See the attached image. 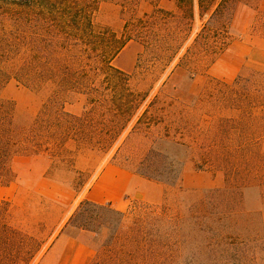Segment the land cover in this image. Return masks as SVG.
Returning <instances> with one entry per match:
<instances>
[{"label": "rangeland", "instance_id": "1", "mask_svg": "<svg viewBox=\"0 0 264 264\" xmlns=\"http://www.w3.org/2000/svg\"><path fill=\"white\" fill-rule=\"evenodd\" d=\"M3 1L0 0V21L5 14ZM88 1L93 7L95 30L126 39L117 55L107 63H82L88 64L86 70L89 72L88 82L82 85L70 88L55 80L27 84L11 78L0 89V99L13 105L19 130L32 127L46 98L55 94L66 101V112L84 120V132L70 138V153L64 166L54 172L48 170L51 161L58 159L51 155L20 152L13 157L17 179L0 187V202L10 205L9 208L7 205L0 207V224L40 239H45L52 230L53 235L30 262L27 251H21L18 246L20 240L16 245L20 252H16L13 246L16 239L9 238L0 247L3 264H45L43 256L58 237L88 242L94 248V260H99V264H126L123 261L126 257L121 254L126 250L124 246L118 244L112 250L105 245L112 238L114 225L90 234L80 231L76 224L65 227L107 166L124 168L134 174L133 187L125 202L111 206L126 215L121 228L122 238L131 230L130 219L152 209L159 212L165 209L164 232L171 236L166 237V256L171 260L167 264H223L215 259L219 257L214 250L216 246H212L211 252L206 247L209 236H206V230L207 233L210 230V234L215 231L223 235L224 245L217 248L225 250L224 264H264V138L258 143L251 141L264 134V97L255 100L256 104L243 106L241 103V110L231 112L226 106L224 92L239 76H250L254 70L245 66L234 78L238 63L230 55L237 51L236 47L232 53L226 48L218 55L184 58L214 5L209 2L200 10L198 0H181L183 4L180 0ZM246 1L252 7L256 0ZM237 14L236 25L242 34L232 30V40L250 42L255 38L263 41L264 15L253 13L249 8H243ZM158 55L160 58H156ZM261 56H255L248 66L264 68ZM100 64L112 68L110 77L95 72ZM70 67L77 72L76 62L70 63ZM108 82L112 85L125 83L128 91L147 94L112 146H109L112 138L101 131L111 116L104 106L94 108L88 103L92 96L90 87L99 88L98 94H94L97 97L112 92L105 88ZM156 96L163 97L164 102L150 108L151 115L143 120L140 131L136 132L142 115ZM178 98L183 105L192 107L181 111ZM237 115L241 116V127L238 131H230L229 136L227 132L226 138H219L225 146L221 147L219 140L212 137L217 134L219 125L231 127L233 122L228 119H235ZM180 118L191 125L182 137L178 135ZM156 120L159 123L151 128ZM150 129L167 136V141L159 147L161 157L182 163L180 179L175 185L136 173L139 162L152 146ZM86 131L92 132L87 134ZM238 135L242 138L241 145L235 140ZM173 141H181L187 147H178ZM221 200L225 202L224 208L219 205ZM100 215L110 221L114 219L107 212ZM171 217L175 220H168ZM218 242L211 237L213 245Z\"/></svg>", "mask_w": 264, "mask_h": 264}, {"label": "trees", "instance_id": "2", "mask_svg": "<svg viewBox=\"0 0 264 264\" xmlns=\"http://www.w3.org/2000/svg\"><path fill=\"white\" fill-rule=\"evenodd\" d=\"M209 2L214 5V9L195 38L194 45L187 50V54L184 56L186 60L189 56L191 58L194 55L202 54H204L203 56L218 55L223 52L232 40V27L239 8L247 5L246 0H198L199 9L203 10V5ZM180 3L183 4V1L180 0ZM3 6L5 14L0 21V89L11 78L27 84L39 81L47 83L55 80L60 85L67 84L70 88L82 85L88 82L86 78L89 76V72L86 70L88 64L82 65V63L97 61L107 63L126 43V39H117L116 35L95 30L92 19L93 7L88 0H4ZM206 8L208 9V7ZM156 49L162 52L159 48ZM156 58H160V55ZM72 62H76L77 72H73L70 67ZM106 69H110L111 72L108 73ZM95 70V72L109 77L112 73V68L106 64H100ZM84 75H86L85 78H83ZM243 75L239 76L235 83L224 91L226 106L231 112L241 110V103L243 106L247 103L256 104L255 100L260 101L264 97V72L255 71L250 76ZM124 84L112 85L108 82L105 88L107 87L112 92L103 97L94 96V94H98L99 88H89L92 96L88 99V103L92 104L94 108L99 105L104 106L112 118L107 121V124H103L101 129L103 134L112 138L109 146H112V143L126 129L134 112L147 98V94L138 95L128 91L127 85ZM163 102V97L156 96L142 115L136 132L140 131L143 120L151 115L150 108L161 105ZM173 102L171 101V103ZM183 104L184 102H179L178 98V108L181 111H184L186 107H192V105ZM65 105L66 101L60 96L56 94L48 96L35 124L32 127L19 130L12 103L0 99V187L17 179L12 160L20 152H33L36 155L47 154L58 159L56 162L51 161L48 172H54L64 166V160L70 153L68 141L73 136L76 137L84 132L82 127L84 120L66 112ZM240 117L237 115L235 119H228L233 122L232 126L234 127L218 126L215 131L217 134L212 138L218 139L221 147L225 146L219 138H226L227 132V136H229L230 131H238L241 127ZM157 123L159 121L156 120L151 128H154ZM190 126L188 121L180 118L178 120V135L184 136L188 133ZM150 131L153 136L152 146L139 162L137 166L139 169L136 173L144 178L175 185L180 179L182 163L162 158V149L159 147H161V143L164 144L167 141L165 139L167 136L159 131L156 134L153 129ZM90 132L92 131L85 133L90 134ZM263 135L257 136L251 141L258 143L264 138ZM235 140L241 145L240 135ZM172 143L178 144V147H187L181 141ZM221 154L224 157V154ZM209 202L212 204V201ZM224 203V200H221L219 205L224 208ZM3 205L10 207L8 202H0V207ZM105 212L113 215L114 219L110 221L100 215ZM125 220V213L112 209L108 204H96L84 200L65 227L68 224H76L80 231L97 233V229H103L112 224L115 230L112 238L109 242L106 241L105 245L111 247L112 250L118 244L124 246L126 250L121 254L126 257L123 259L126 264H167L170 259L168 255L166 256L168 245L166 237L171 238V236H167L164 232L167 221L165 209L161 212L152 209L134 217L133 220L130 219L131 230L122 238L121 228ZM168 220L174 221L175 219L171 217ZM13 232L0 224V247L5 245V242L10 240L9 238H14L16 241L13 246L16 248L17 240H20L18 246L21 251H27L29 262L39 253L48 237L53 235V230L45 239L29 236L23 232H14V234ZM208 233L206 230V236L209 235L206 247L210 249V252L212 246L221 248L224 245L223 235L215 231H212V234ZM211 237L219 241L217 245L211 243ZM20 248L18 247V250L16 248V252H20ZM216 248L214 250L219 257L215 259L224 264L226 262L225 250ZM115 252L117 253L118 250ZM2 257L3 255L0 254V264H3ZM99 263V260L92 262V264Z\"/></svg>", "mask_w": 264, "mask_h": 264}, {"label": "crops", "instance_id": "3", "mask_svg": "<svg viewBox=\"0 0 264 264\" xmlns=\"http://www.w3.org/2000/svg\"><path fill=\"white\" fill-rule=\"evenodd\" d=\"M243 8H249L253 13L264 15V0L254 1L252 7L250 5H243L239 8L238 13ZM237 17L238 16H236L232 30L236 33L242 34V32L239 31L241 30L239 25L238 27L236 25ZM261 31L263 41H259L255 38L249 40L250 42L230 41V44L227 47L230 53L233 52L235 47L237 48V51L230 55L233 56L234 60L238 63L234 78L246 68L245 66L250 67L254 72H264V68L259 69V67H251L252 65L248 66V64L254 62L253 59L255 56L262 55L260 58L264 59V21L262 22ZM133 181L134 174L129 170L107 166L101 171L91 185L85 200L96 204L120 206L130 194L133 187ZM86 234L90 233L86 232ZM82 236L87 238L89 235ZM94 258V248L88 242H82V240L73 237H58L45 252L43 261L45 264H92Z\"/></svg>", "mask_w": 264, "mask_h": 264}]
</instances>
